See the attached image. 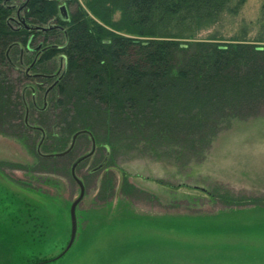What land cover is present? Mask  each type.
<instances>
[{
    "label": "trees",
    "instance_id": "trees-1",
    "mask_svg": "<svg viewBox=\"0 0 264 264\" xmlns=\"http://www.w3.org/2000/svg\"><path fill=\"white\" fill-rule=\"evenodd\" d=\"M84 1L87 9L71 0L70 20L63 22L58 1L28 0L22 10L27 21L48 25L57 19L65 27L29 32L8 24L17 0H0V134L23 142L33 158L24 166L2 160L0 167L25 168L51 180L68 174L76 182L73 164L90 154L75 173L86 192L94 182L106 203L120 191L141 193L122 169L120 183L113 182L119 170L114 158L124 147L137 148L140 132L152 126L157 145L166 136L171 142L184 139L199 153L231 121L259 113L264 5L260 33L251 36L245 23L228 37L212 27L235 24L247 0ZM52 35L64 41L46 43ZM37 36L45 42L32 49ZM61 64L58 81L35 75L56 73ZM2 68L19 72L16 83ZM85 166L89 174L80 177ZM38 170L45 174L36 175ZM88 176H94L89 183ZM64 250L35 264L55 263Z\"/></svg>",
    "mask_w": 264,
    "mask_h": 264
},
{
    "label": "rangeland",
    "instance_id": "rangeland-1",
    "mask_svg": "<svg viewBox=\"0 0 264 264\" xmlns=\"http://www.w3.org/2000/svg\"><path fill=\"white\" fill-rule=\"evenodd\" d=\"M263 5L247 0L235 24L226 21L211 31L230 37L247 23L256 36ZM57 40L64 38L52 35L46 43ZM42 42L37 36L31 48ZM2 71L15 83L20 77L17 70ZM154 132L152 126L140 132L137 148L124 147L114 158V184L122 169L141 193L120 191L105 203L92 182L77 207L76 240L52 264H264V103L259 113L231 121L199 153L184 139L166 136L157 145ZM2 160L24 166L33 158L23 142L0 134ZM88 170L80 169V177ZM56 176L61 180L0 167V264H35L68 245L70 208L80 187L68 174Z\"/></svg>",
    "mask_w": 264,
    "mask_h": 264
},
{
    "label": "water",
    "instance_id": "water-1",
    "mask_svg": "<svg viewBox=\"0 0 264 264\" xmlns=\"http://www.w3.org/2000/svg\"><path fill=\"white\" fill-rule=\"evenodd\" d=\"M9 1H14V0H4L5 4ZM26 0L24 3H22L18 8H17V13H16V17L11 16L8 20V24L10 25V27L12 29H26L29 32H49V31H53V30H65V27L61 24V23H57V22H50L48 25H39V24H34V23H30L29 21H27V19L25 18V16L22 14V10L24 9L25 5L27 4ZM59 2V18L61 19V21L63 22H67L70 20V9L68 6V3L71 2V0H55ZM61 2V3H60ZM14 23L17 27H14L12 24ZM59 59L61 60V62L63 61V55L59 57ZM65 72V70H63V73ZM60 73V72H59ZM63 75V74H62ZM60 79V78H59ZM58 79V80H59ZM57 80V81H58ZM56 81V82H57ZM56 82L48 88L47 92H49L50 89H52L54 87V85L56 84ZM80 132H77L74 136V140L76 139L77 135ZM66 153V152H65ZM62 153H57L55 155L60 156ZM90 154H85L81 157H79L75 163L73 164L72 167V173L76 179L77 184L80 187V194L79 196L73 201L71 208H70V216H71V221H72V231H71V237L69 240L68 245L66 246L65 250L61 253V255L63 256L67 251H69L71 249V247L73 246L75 240H76V236H77V229H78V221H77V207L80 204V202L83 200L85 194H86V189L84 186L83 181L78 178L76 176V167L79 163H81L83 160L87 159V157ZM60 255V256H61Z\"/></svg>",
    "mask_w": 264,
    "mask_h": 264
},
{
    "label": "flooded vegetation",
    "instance_id": "flooded-vegetation-1",
    "mask_svg": "<svg viewBox=\"0 0 264 264\" xmlns=\"http://www.w3.org/2000/svg\"><path fill=\"white\" fill-rule=\"evenodd\" d=\"M61 3V2H60ZM69 4L70 3H68V6H69ZM69 9H70V7H69ZM57 22V23H59L58 21H57V19H55L54 20V22ZM53 22V21H52ZM64 26V25H63ZM63 67H64V65L63 64H61V67L56 71V73H53V74H51V75H44V74H35V75H40L41 77H53V79H59V78H61L62 77V69H63ZM60 72V73H59Z\"/></svg>",
    "mask_w": 264,
    "mask_h": 264
}]
</instances>
